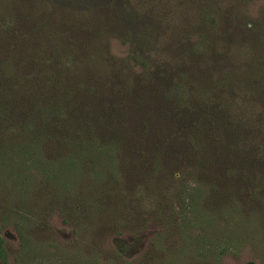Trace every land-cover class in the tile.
Here are the masks:
<instances>
[{
	"label": "rangeland",
	"instance_id": "374dc122",
	"mask_svg": "<svg viewBox=\"0 0 264 264\" xmlns=\"http://www.w3.org/2000/svg\"><path fill=\"white\" fill-rule=\"evenodd\" d=\"M87 20L114 28L97 29L114 60L169 72L188 63L175 84L204 90L237 56L235 80L264 94V0H0V80L9 78L0 108L17 82L31 113L0 122V264H264V166L229 169L217 181L183 167L161 192L127 187L119 169L99 183L103 168L81 155L66 166L58 142L86 135L90 119L69 106L108 71L98 45L86 48L101 38L80 29ZM200 64L218 67L201 74ZM47 116L59 130L36 143Z\"/></svg>",
	"mask_w": 264,
	"mask_h": 264
},
{
	"label": "trees",
	"instance_id": "16d2710c",
	"mask_svg": "<svg viewBox=\"0 0 264 264\" xmlns=\"http://www.w3.org/2000/svg\"><path fill=\"white\" fill-rule=\"evenodd\" d=\"M88 26V30L98 33L100 27L96 23L88 21V24L79 25L80 29ZM113 29L103 26L101 30L107 33ZM98 41L93 44L90 40L86 48L89 53L98 48L94 54L99 56L100 63L104 59L108 71L95 77L81 92L83 97H77L69 106L75 109L77 104L81 105L77 106V111L80 115L88 114L90 119L85 125L86 135L57 139L63 145L61 150L70 155L66 156V166L79 165L75 158L81 155L88 161L96 160L95 166L103 168L99 183L107 180L111 184V174L119 169L127 187L146 184L153 186L149 187L152 192H161L175 177L177 169L183 167L200 168L209 181L210 177L217 181L229 169H242L247 164L264 166V157L259 160L252 157L255 150L262 148L264 151V94L246 90L235 80L238 63L233 65V59L237 56L228 57L231 64L219 65L222 73L218 75L222 78L217 77L215 84H205L203 90L190 80L184 81L185 84L178 80L175 84V75L186 71L190 67L188 63L180 66L181 70L169 72L164 64L150 66V58H147L148 65L134 63L132 67L130 59L125 62L108 57L106 38L101 36ZM29 44L32 47L35 41L30 38ZM137 49L142 51L141 47ZM196 59L210 62L209 56L198 55ZM10 61L17 63L16 54ZM217 67L211 68V72ZM196 68L201 74L211 70L202 64ZM8 80H0V85L7 84ZM97 81L102 85L95 83ZM12 83L10 95L0 108L2 125L5 119L17 125L23 122L26 114L28 117L31 114L25 113L21 96L15 93L17 82ZM120 109L126 110L120 114ZM33 111L35 114L36 110ZM49 117H43L37 127L36 143H44L48 133L58 132L60 125L51 122ZM25 125L29 126L28 120ZM247 146L246 151L242 150Z\"/></svg>",
	"mask_w": 264,
	"mask_h": 264
}]
</instances>
